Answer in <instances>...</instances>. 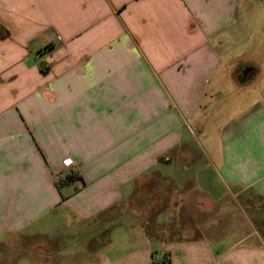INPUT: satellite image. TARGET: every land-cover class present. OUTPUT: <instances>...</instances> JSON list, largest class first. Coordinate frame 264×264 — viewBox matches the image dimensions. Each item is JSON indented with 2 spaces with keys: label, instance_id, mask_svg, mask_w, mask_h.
<instances>
[{
  "label": "crops",
  "instance_id": "0c3cea01",
  "mask_svg": "<svg viewBox=\"0 0 264 264\" xmlns=\"http://www.w3.org/2000/svg\"><path fill=\"white\" fill-rule=\"evenodd\" d=\"M114 1L93 20L81 0L64 30L19 20L61 0H0V264H264V52L229 66L250 90L235 115L214 82L252 3ZM44 30L56 41L29 49ZM241 206L256 220L227 244Z\"/></svg>",
  "mask_w": 264,
  "mask_h": 264
},
{
  "label": "rangeland",
  "instance_id": "374dc122",
  "mask_svg": "<svg viewBox=\"0 0 264 264\" xmlns=\"http://www.w3.org/2000/svg\"><path fill=\"white\" fill-rule=\"evenodd\" d=\"M97 6L100 9L98 12L91 15L93 20H100V18L103 16L105 9H104V0H96ZM244 1V0H243ZM252 4L249 6V9L244 8L242 10V13H240L235 19H233L230 23V25L226 26L224 29H226L224 32L227 35V40L222 43V40L220 42L216 41V54L220 58V63L217 68V74L214 76V82L220 81L221 88H224V90H221L222 99L227 100V111L228 115H235L237 113V110L240 107V103L238 101L241 100H248L249 97L248 94H245V91L250 92L249 89H245V91H240L239 89L233 88V85L229 83V74H230V64L234 63L236 58L238 56H251V55H259L261 52H264V26L260 24V21L264 22V17L262 14L264 13V5H259L256 0H248ZM60 2V0H59ZM62 3H64V10L61 16H57L54 14H49L44 9H39L31 12H28V9H23L21 11L19 9V20L23 17L28 16L29 14H33L34 18H31L30 23H34V21H37L38 23H45L48 20H53L60 23L61 28L64 30L66 29H72L70 26H68V23H72L74 26V20L79 18H86L87 15L81 12V0H61ZM113 3H115L114 0H112ZM21 4V3H20ZM78 4H80L78 6ZM258 4V5H257ZM109 4L107 3V6ZM252 8H254L252 10ZM257 8V9H256ZM259 9V10H258ZM107 12V10H106ZM39 15L41 17H39ZM24 19V18H23ZM23 23H27V21H24ZM81 24V21H76L75 26H78ZM22 25V23L20 24ZM223 29V30H224ZM221 37H222V31H221ZM47 38H52L54 41H56V35H53V33L49 30H44L36 34L34 39H32L28 43L29 49L31 48H38L39 46H43L44 40ZM222 84H224L222 86ZM246 98V99H245ZM222 104V102L220 103ZM215 111V115L218 116V110L221 108L220 106L213 107ZM225 112L224 105H222V117H225L226 115L223 114ZM213 123V122H212ZM237 211V213H236ZM234 211L236 216H240V220L237 222L238 225H236L234 230L225 229L223 227V232L228 231L226 234H223V240L228 243H230L232 240H236L240 235L241 230H247L249 228L248 225H251V223L255 222L256 218L252 217V211L251 209L241 206ZM54 217L47 220H42L40 223L37 224V226H44V225H59L60 219ZM57 220L56 224L55 223ZM52 221V223H50ZM248 223V225H247ZM54 227V226H52ZM237 228V229H236ZM264 244V238L260 240ZM6 262L4 264H10L11 260L14 261L13 256L11 253L7 254ZM16 264V261L14 263ZM34 264H40L34 263ZM44 264V263H41ZM49 264H58L57 261L51 260Z\"/></svg>",
  "mask_w": 264,
  "mask_h": 264
},
{
  "label": "trees",
  "instance_id": "16d2710c",
  "mask_svg": "<svg viewBox=\"0 0 264 264\" xmlns=\"http://www.w3.org/2000/svg\"><path fill=\"white\" fill-rule=\"evenodd\" d=\"M41 70H42V72L46 71V69H44V68H41ZM252 70H254L253 67L250 68V71H252ZM74 179H75L74 174L69 173V174H66L64 176L59 177L58 180L56 181V185L59 187L63 184H68V183L72 182ZM157 261H161L162 263L168 262L167 258L165 256H162L160 259L159 258L154 259L152 264H157Z\"/></svg>",
  "mask_w": 264,
  "mask_h": 264
},
{
  "label": "built area",
  "instance_id": "2783aa9c",
  "mask_svg": "<svg viewBox=\"0 0 264 264\" xmlns=\"http://www.w3.org/2000/svg\"><path fill=\"white\" fill-rule=\"evenodd\" d=\"M157 264H167V263H162L161 261H157Z\"/></svg>",
  "mask_w": 264,
  "mask_h": 264
}]
</instances>
